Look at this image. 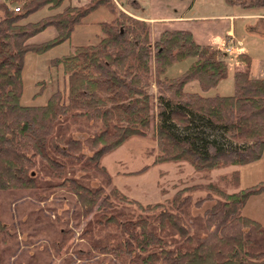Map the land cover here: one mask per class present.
Returning <instances> with one entry per match:
<instances>
[{"label": "trees", "instance_id": "1", "mask_svg": "<svg viewBox=\"0 0 264 264\" xmlns=\"http://www.w3.org/2000/svg\"><path fill=\"white\" fill-rule=\"evenodd\" d=\"M66 1L0 0V264L7 261L5 247L21 233L18 225L31 217V235L54 226L48 221H61L57 231L64 241L51 244L58 250L75 235L69 224L76 219L84 244L77 254L91 257L94 251L123 264H264V225L243 214L252 197L264 194V182L230 193L228 186L240 181V172L234 171L220 182L176 186L166 202L143 204L115 186L103 164L131 139H146L149 131L157 143L156 157L131 175L166 163H187L206 175L259 161L264 156V79L250 75L252 58L237 57L245 71L234 74V95L187 92L193 81L209 92L228 78L222 49L201 45L182 30L167 29L155 39L149 22L120 10L115 0L70 5L25 23L46 8L61 9ZM226 3L264 8V0ZM101 8L115 19L100 24L98 43L50 61L52 72L63 69L67 89L53 84L45 105L23 106L27 55L41 56L69 42ZM50 28L56 36L32 42ZM190 59L186 72L166 77L170 68ZM37 86L36 98L50 82ZM154 86L156 94L151 93ZM58 190L74 197L76 209L63 212L68 220L58 209H52L54 219L39 207ZM18 193L23 202L10 211L20 216L14 231L4 221L2 199ZM207 203L212 206L195 213Z\"/></svg>", "mask_w": 264, "mask_h": 264}, {"label": "rangeland", "instance_id": "2", "mask_svg": "<svg viewBox=\"0 0 264 264\" xmlns=\"http://www.w3.org/2000/svg\"><path fill=\"white\" fill-rule=\"evenodd\" d=\"M89 1H66L61 9L50 11L46 8L32 15L25 23H36L45 17L62 12L67 6L85 5ZM135 1H138L140 7L136 5ZM118 2L127 10L145 18H167L166 22H162L164 24L157 23L153 25L158 32L159 29L163 30L162 27L157 28L162 25H167L164 30L183 28L177 25L176 21H173L174 17L183 16L187 18L185 23L188 28H195L193 36L197 42L213 45L225 52L230 70L228 78L223 80L216 89L209 92H203L199 82L193 81L185 87L187 92H196L208 96L216 94L223 96L234 95V74L237 71H245V65L237 60L240 54H247L252 58L250 75L256 79H264V20L260 22L259 19H256L258 16H261L258 18H264V8L243 9L236 7L231 9V7L227 8L228 6L226 5L229 4L226 3V0H167V2L162 0H118ZM176 6H179V8H176ZM225 14L237 17L235 20L236 38L244 43V47H241L242 43H239L238 46L229 44L227 47V31L223 32L224 24L220 18L225 16ZM250 15L254 17L244 18ZM114 19L115 16L111 11L107 8H101L88 16L82 25L75 29L71 40L64 46L62 45L42 56L28 54L23 72L24 95L21 101L22 105L25 107L45 105L54 91L53 84L61 90H66L67 79L64 76L63 69L60 68L52 72L50 61L54 58L68 55L66 50L68 48H70L71 53L76 47L97 44L102 36L100 24L103 22L110 23ZM258 25L261 27V32L258 29L253 31L249 28L258 27ZM51 31H53L54 35L49 34ZM55 35L56 31L50 28L32 42L42 43ZM192 61L190 59L174 65L168 70L166 77L176 78L182 75L188 70ZM51 75L52 78H50ZM43 80L50 82V86L42 95L36 98V94L40 91L37 84ZM151 93L156 94L155 86L151 89ZM79 137L85 138L81 135ZM156 154L157 143L152 131H149L146 139H131L117 151L108 155L104 159L103 164L112 175L113 184L123 193L143 204L166 202L175 194L176 186L220 182L221 176L230 175L234 171L240 172V181L234 186H228L227 190L230 193L239 192L264 182V156L259 161L249 165L219 169L206 175L195 172L194 168L187 163H166L152 167L144 174H130L151 165ZM163 190L166 191L165 194L162 192ZM197 196L200 195L197 194ZM14 198H19V200L14 203ZM22 198V195L18 193V195L15 194L14 196L4 195L2 199L4 221L14 231L17 230L16 227L18 225H14V223H18L20 216L11 215L10 211L11 207L23 202ZM74 203L75 200L71 194L64 190H58L55 191V194L50 195L49 199L40 202L39 207L45 214L50 215L54 219L57 213L53 212L52 209H58L57 211L61 217H64V220H68V214L63 212L75 210L76 208L73 207ZM211 206L212 203H207L203 209L195 210V213H202ZM243 214L264 225V196L252 197L244 208ZM33 219L34 217H31L30 222L26 223L25 226L18 225L21 228L19 230L21 233L17 232L16 238L4 249V256L7 260L5 264H123L114 256L101 255L94 251L91 257L85 253L77 254L78 250L84 248V244L79 238L81 228L75 226L77 223L76 219L75 221L69 220V227L71 229L76 228L75 235L69 243L67 242L68 244L64 248L59 250L51 244L53 241H64L63 235L57 231L61 221H48L54 226L47 227L35 235H31L32 227H27L30 224H34ZM85 250H88V248L85 247ZM69 259H71V262L68 261Z\"/></svg>", "mask_w": 264, "mask_h": 264}, {"label": "crops", "instance_id": "3", "mask_svg": "<svg viewBox=\"0 0 264 264\" xmlns=\"http://www.w3.org/2000/svg\"><path fill=\"white\" fill-rule=\"evenodd\" d=\"M157 1V0H156ZM162 1H165V2H167V0H162ZM116 3H117V5H118V7L120 8V9H122L124 12H126L127 14H129L130 16H132V17H135V18H138V19H142V20H145V21H147V22H149L150 23V25H151V27H152V30H153V37L156 39V38H158V36L164 31V29H165V27L167 26V25H162V26H160V27H157V28H163V30L162 29H159V32H158V30L156 29V28H154L153 27V25H155V24H164V23H162V22H166L168 19L167 18H165V19H163V18H155V17H153V18H145V17H143V16H140V15H137V14H135V13H133L132 11H130V10H127L125 7H123L119 2H118V0H116ZM135 3H136V5L137 6H139L140 7V5H139V3H138V1H135ZM226 6H228L227 8H230L231 7V9H233V8H236V7H238V6H230V5H226ZM176 8H179V6H176ZM249 17H254L253 15H250V16H245L244 18H247V19H249ZM258 17H261V16H258ZM258 17H256V19L258 20H260V22H262V20H264V18L262 17V18H258ZM221 18V20L223 21V32H225V31H227V37H228V42H226V44H227V47L229 46V44L230 45H232V44H234V45H237L238 46V44L239 43H242L243 45L241 46V47H244V43L241 41V40H239L238 38H236L237 37V34H236V27H235V20H236V18L237 17H235V16H233V15H230V14H225V16H221L220 17ZM187 20V18H185V17H183V16H176V17H174V20L173 21H176L175 23L177 24V25H179L180 27H183V28H180V29H172V30H182V31H187V32H190V33H192V34H195V31H194V29L195 28H193V29H190V28H188V26L186 25V23H185V21ZM251 30H256V29H258L260 32L262 31L261 30V27H260V25H258V27H249ZM44 33V32H43ZM42 33V34H43ZM49 34H51V35H54V33H53V31H51V33H49ZM41 35V34H40ZM39 35V36H40ZM223 35V34H222ZM39 36H37L36 38H38ZM56 36V35H55ZM54 37V36H53ZM36 38H34L33 40H35ZM197 41V40H196ZM67 43V42H66ZM66 43H64V44H62L63 46L66 44ZM199 44H201V45H210V44H204V43H201V42H198ZM62 45H60V46H62ZM60 46H58V47H60ZM213 46V45H212ZM58 47H56V48H58ZM55 48V49H56ZM54 50V49H53ZM53 50H51V51H53ZM67 50V53L69 54L70 53V48H68V49H66ZM51 51H49V52H51ZM48 52V53H49ZM47 54V53H46ZM45 55V54H44ZM42 56V55H41ZM65 56V55H64ZM250 56V55H249ZM62 57V56H61ZM251 57V56H250ZM57 58H59V57H57ZM43 81H45V80H43ZM43 81H41V82H43ZM260 196V195H259ZM261 196H264V194L263 195H261Z\"/></svg>", "mask_w": 264, "mask_h": 264}, {"label": "built area", "instance_id": "4", "mask_svg": "<svg viewBox=\"0 0 264 264\" xmlns=\"http://www.w3.org/2000/svg\"><path fill=\"white\" fill-rule=\"evenodd\" d=\"M16 11H17V12H20V9H19V8H16Z\"/></svg>", "mask_w": 264, "mask_h": 264}]
</instances>
